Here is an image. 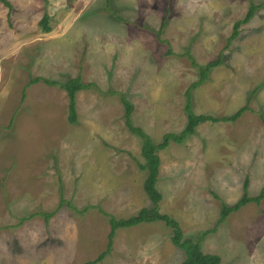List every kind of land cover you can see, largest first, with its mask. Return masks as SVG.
<instances>
[{
  "label": "rangeland",
  "instance_id": "obj_1",
  "mask_svg": "<svg viewBox=\"0 0 264 264\" xmlns=\"http://www.w3.org/2000/svg\"><path fill=\"white\" fill-rule=\"evenodd\" d=\"M0 1V264H90L108 245V218L151 206L138 163L142 140L159 143L195 114L207 121L184 143L159 152V209L185 239L221 264H264V199L220 222L232 206L264 188V0ZM253 17L231 39L250 4ZM50 16L51 32L40 21ZM219 58L206 81L199 67ZM92 87L68 94L31 78ZM24 96V98H23ZM62 199L67 203H62ZM69 203V205H68ZM73 207V208H72ZM49 215V216H47ZM163 222L118 229L112 251L95 264H181L183 249Z\"/></svg>",
  "mask_w": 264,
  "mask_h": 264
},
{
  "label": "trees",
  "instance_id": "obj_2",
  "mask_svg": "<svg viewBox=\"0 0 264 264\" xmlns=\"http://www.w3.org/2000/svg\"><path fill=\"white\" fill-rule=\"evenodd\" d=\"M0 1L5 6H7L9 10L12 9L11 4L8 1L6 0H0ZM258 7H259L258 5L251 2L250 8L245 18L235 23L234 32L231 39H234L239 35V29L241 25L247 23L253 17ZM49 21H50V16L47 13L43 15L42 20L40 21V25L43 31L46 33L51 32L52 30L49 25ZM189 57L192 60V64L194 66L199 67L201 74L200 80L195 84H193L192 88L206 81V78L208 77V72L210 71L211 68L217 67L222 64V60L221 58H219L215 62H211L205 66H200L194 61L192 56L189 55ZM41 81H43L44 83L50 86H59L67 91L68 99H69V103H68L69 121L71 123L77 122L76 95L79 91L90 88L94 84L92 85V83L91 84L83 83L81 76L72 78L64 83L57 81H50L47 79L37 77V78H31L30 84L39 83ZM121 100L125 108L124 118L127 128L132 134L140 137L142 140L141 155L144 159V163L142 164L138 163V165L141 170L147 173V177L144 181L143 188L145 193L150 199L151 206L140 209L137 212V214L128 218H117L109 213H106L101 208L95 206H88L83 210H79L80 212H85L89 209H97L101 214H103L105 217L108 218V222L110 225V232L108 234V245L106 251L101 253L94 261L90 262V264L98 263L102 261L106 255L110 254V252L112 251L114 238L118 229L130 228L140 224L153 223V222H163L167 227L172 229V236H171L172 243L176 247L183 249L185 252V259L181 264H221V258L218 255L205 253L202 250L201 243L204 237L209 233L208 231L203 232V234L198 236L195 240L185 239L179 222L173 217L160 212L159 205L163 199V196L159 191V189L157 188V182L160 172V163H161L159 152L166 149L172 142L179 144L184 143L191 135L195 134L196 128L198 127V125L202 123H205L207 121H211V122L236 121L242 115V113L245 110H247V105L246 107L239 109L232 116L214 117L205 114H199V115L195 114L191 109V103L189 99L186 105L187 124L185 128L180 133L165 134L163 140L159 143H156L141 128L135 127L133 125L132 114L134 112V105L130 101H128L124 95H121ZM247 184L248 181L246 180L244 186V195L240 201H238L232 206H228L225 203L222 204L219 223L223 222L231 213L240 210L242 207L247 205V203L249 202L259 203L262 199H264V188L257 197L250 198L247 193ZM62 203H67V202H65V200L62 199Z\"/></svg>",
  "mask_w": 264,
  "mask_h": 264
}]
</instances>
